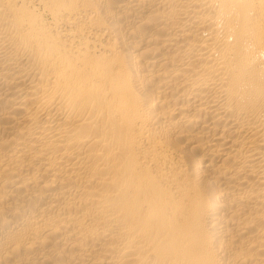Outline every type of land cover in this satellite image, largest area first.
<instances>
[{
  "label": "bare ground",
  "instance_id": "6f19581e",
  "mask_svg": "<svg viewBox=\"0 0 264 264\" xmlns=\"http://www.w3.org/2000/svg\"><path fill=\"white\" fill-rule=\"evenodd\" d=\"M0 264H264V0H0Z\"/></svg>",
  "mask_w": 264,
  "mask_h": 264
}]
</instances>
